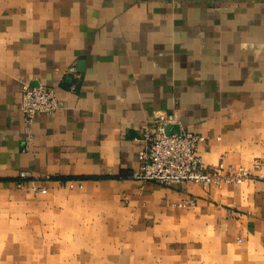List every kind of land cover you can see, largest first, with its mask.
I'll list each match as a JSON object with an SVG mask.
<instances>
[{
	"label": "crops",
	"instance_id": "1",
	"mask_svg": "<svg viewBox=\"0 0 264 264\" xmlns=\"http://www.w3.org/2000/svg\"><path fill=\"white\" fill-rule=\"evenodd\" d=\"M26 81L58 110L28 120ZM158 116L208 164L264 162V0H0V264H264V165L136 178Z\"/></svg>",
	"mask_w": 264,
	"mask_h": 264
},
{
	"label": "built area",
	"instance_id": "2",
	"mask_svg": "<svg viewBox=\"0 0 264 264\" xmlns=\"http://www.w3.org/2000/svg\"><path fill=\"white\" fill-rule=\"evenodd\" d=\"M20 108L28 120L38 114H53L60 107L57 88L43 82L32 84L28 81L21 86ZM170 116H158L144 128L145 145L139 150L141 168L132 175L139 179L154 180L161 184H179L193 181L207 188L226 183L238 184L256 176L254 170L264 165L257 158L252 167L226 164H208L200 154L201 145L207 142V135L188 129L168 131ZM26 171L21 176L26 177ZM46 191V187H39ZM196 198L182 201L181 205H194Z\"/></svg>",
	"mask_w": 264,
	"mask_h": 264
},
{
	"label": "water",
	"instance_id": "3",
	"mask_svg": "<svg viewBox=\"0 0 264 264\" xmlns=\"http://www.w3.org/2000/svg\"><path fill=\"white\" fill-rule=\"evenodd\" d=\"M167 130L169 131V128H167Z\"/></svg>",
	"mask_w": 264,
	"mask_h": 264
}]
</instances>
